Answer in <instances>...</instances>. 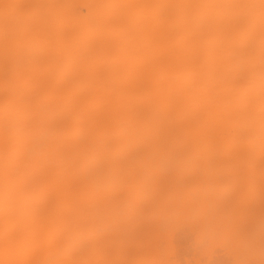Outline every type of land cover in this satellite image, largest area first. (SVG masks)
<instances>
[{"label": "bare ground", "instance_id": "obj_1", "mask_svg": "<svg viewBox=\"0 0 264 264\" xmlns=\"http://www.w3.org/2000/svg\"><path fill=\"white\" fill-rule=\"evenodd\" d=\"M0 136V260L107 264L111 160L264 165V0H0Z\"/></svg>", "mask_w": 264, "mask_h": 264}, {"label": "rangeland", "instance_id": "obj_2", "mask_svg": "<svg viewBox=\"0 0 264 264\" xmlns=\"http://www.w3.org/2000/svg\"><path fill=\"white\" fill-rule=\"evenodd\" d=\"M3 149H8V143L0 145ZM231 154L242 159L249 155ZM107 164L133 170L125 175L123 187L104 196L103 204L94 193L91 223L94 229L109 230L101 238L107 264H264V194H260L264 193V165L244 161L205 166L199 159L192 166L171 162L164 169L170 173L168 178L151 175L144 180L141 172L158 168L127 161ZM8 186L9 176H1L0 163V189L5 187L6 195ZM125 207L131 210L123 213ZM168 212H178L177 220L167 221ZM7 218L8 212L0 207V228ZM93 242L95 253L97 238ZM20 260H0V264H20ZM33 260L30 256L27 264Z\"/></svg>", "mask_w": 264, "mask_h": 264}]
</instances>
